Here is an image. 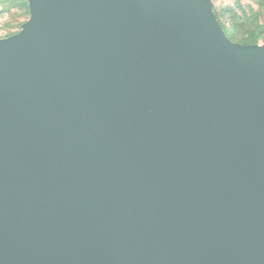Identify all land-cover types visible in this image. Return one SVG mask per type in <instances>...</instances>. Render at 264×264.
I'll return each mask as SVG.
<instances>
[{
  "label": "water",
  "instance_id": "water-1",
  "mask_svg": "<svg viewBox=\"0 0 264 264\" xmlns=\"http://www.w3.org/2000/svg\"><path fill=\"white\" fill-rule=\"evenodd\" d=\"M0 264H264V43L205 0H31L0 39Z\"/></svg>",
  "mask_w": 264,
  "mask_h": 264
},
{
  "label": "rangeland",
  "instance_id": "rangeland-1",
  "mask_svg": "<svg viewBox=\"0 0 264 264\" xmlns=\"http://www.w3.org/2000/svg\"><path fill=\"white\" fill-rule=\"evenodd\" d=\"M225 37L240 46L264 43V0H205ZM31 0H0V39L18 34L30 17ZM253 38L255 44L248 45Z\"/></svg>",
  "mask_w": 264,
  "mask_h": 264
},
{
  "label": "trees",
  "instance_id": "trees-1",
  "mask_svg": "<svg viewBox=\"0 0 264 264\" xmlns=\"http://www.w3.org/2000/svg\"><path fill=\"white\" fill-rule=\"evenodd\" d=\"M250 44H255V38H253V40L248 45Z\"/></svg>",
  "mask_w": 264,
  "mask_h": 264
}]
</instances>
